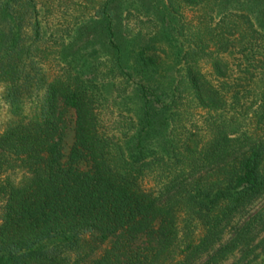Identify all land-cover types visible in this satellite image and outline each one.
<instances>
[{"label":"trees","instance_id":"16d2710c","mask_svg":"<svg viewBox=\"0 0 264 264\" xmlns=\"http://www.w3.org/2000/svg\"><path fill=\"white\" fill-rule=\"evenodd\" d=\"M91 1L0 0V264H264V0Z\"/></svg>","mask_w":264,"mask_h":264},{"label":"rangeland","instance_id":"374dc122","mask_svg":"<svg viewBox=\"0 0 264 264\" xmlns=\"http://www.w3.org/2000/svg\"><path fill=\"white\" fill-rule=\"evenodd\" d=\"M68 1H71V0H68ZM73 2L75 0H72ZM101 1V0H92L91 1V4L92 6H95L97 5V3ZM264 3V1H263ZM70 11V10H69ZM73 12L76 13L75 9H73ZM193 14L189 11L185 14L186 17H191ZM131 22L133 20H130ZM129 22V24L131 23ZM151 26L150 24H144L142 26L143 29H148L150 30L151 29ZM162 47H164V44L161 45ZM167 51V49H166ZM161 58L155 62V65L160 68V69H165L166 66H167V60L165 59V57H163V55L160 56ZM172 61V59H171ZM201 66L203 68L204 71L208 70V66L205 62H202L201 63ZM65 119H66V128H65V132H64V136H63V141H62V153L63 155H67L68 153V150L73 142V131H72V122H73V117H72V113L71 112H67L66 115H65ZM8 121V115H7V111H6V107L3 105L2 101L0 100V133L2 132V130L4 129L6 123ZM10 178L12 180L15 181H18L19 178L21 177V173H13L11 175H9ZM258 206V205H256ZM232 262L229 261L227 262L226 264H231Z\"/></svg>","mask_w":264,"mask_h":264}]
</instances>
